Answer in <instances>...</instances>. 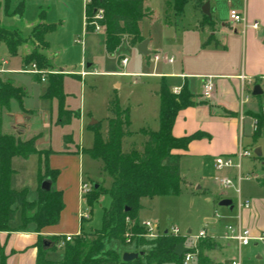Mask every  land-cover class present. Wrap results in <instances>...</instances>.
Returning a JSON list of instances; mask_svg holds the SVG:
<instances>
[{
    "label": "rangeland",
    "instance_id": "obj_1",
    "mask_svg": "<svg viewBox=\"0 0 264 264\" xmlns=\"http://www.w3.org/2000/svg\"><path fill=\"white\" fill-rule=\"evenodd\" d=\"M0 1L2 2L0 8L1 24L5 27L18 29L22 37L27 38L30 35L32 25L39 21V14L42 12L45 13L47 22L58 25L56 31L45 36L46 41L48 40L51 43L50 47L41 50L52 67L51 70L41 71L45 74L46 79L52 73L67 74L56 71L54 68L76 73L83 68L84 60L88 64L96 62L90 70L97 69L98 74L87 75L83 79L75 75L64 77L65 107L79 113L72 117L70 124L57 126L53 122L51 128L45 129L43 125L45 121H42L40 115H38L31 121H25L28 124V128L25 130L29 133L41 132L42 138L38 141L39 148L51 149L56 153L55 157H49L48 163L51 169L59 171L53 189H61L66 195L62 230L66 233L74 232V230L80 228L79 209L81 212L87 211L90 214L89 219L85 222V229L100 228L103 210L109 206L110 196L107 194L101 195L92 208L88 207L85 201L81 202L80 207L78 182L81 178L82 184L88 185L90 191L95 184H100L103 188L108 189L111 178L104 171L103 162L93 159L87 153V150L93 146L95 131H99L102 137L106 136L107 119L111 116L108 109L109 102L116 97L122 107L130 109L131 123L129 131L133 133L131 141L135 144L140 145L143 141V135L140 134L142 129L153 131L159 129L160 99L158 93L161 80L145 75L152 72L154 63L148 56L140 55L137 49L129 44L126 35L113 52H108L104 46L95 45L97 36L89 39V43H91L90 50L88 52L83 51V46L76 42L84 40V46H86L87 37L84 33L83 18L84 0H11L9 12L7 13L4 11V0ZM20 1L24 2L25 7L23 17L17 19L18 15H14V9ZM210 1L216 8L213 19L219 24L222 23V20L228 19L231 7H238L239 2V0ZM145 6L151 12V15L144 18L141 23V30L145 40L151 42L148 47L150 53L158 49H169L174 41L172 38L173 32L182 37L185 33H192L193 26L203 21L200 9L194 6L192 0L185 3L180 15L175 13L174 0H145ZM103 12L105 14L104 10ZM203 25L206 27L208 23L203 22ZM104 32L105 28H102L98 33H94L102 35ZM195 33L198 36L202 35L200 31ZM203 43H206V41L204 40ZM240 46L239 44L226 56L232 69H238L242 62ZM31 49L32 45L29 43L20 47L16 56H10L6 47L2 45L0 47V59L2 57L3 60L9 62L8 68L20 69L26 73L19 70V72L7 74L5 70L0 69V80L3 83L11 82V79L17 81L16 85L22 87L25 92V96H23L24 107H41L47 110L44 114V116H47V120H49L48 116L51 114L52 120L56 122L57 101L41 97L46 91L47 81L35 80L27 72L36 64L32 62L30 65H25L22 60V53L26 50L29 52ZM124 58H127L128 64L125 68H122L121 63ZM165 67L167 66L161 63L157 70L162 71ZM131 73L144 74L132 75ZM6 75L11 79L7 78ZM261 107H263L264 112V104ZM20 109L21 104L16 99H11L6 107L0 105V134L11 132L14 122L13 112L20 111ZM24 117L27 118L28 116ZM92 121H97L98 124L92 127L90 125ZM248 132L246 129L243 147L249 150L252 155L242 160V173L248 177L241 182V198L242 201L247 200L250 205L252 201L257 200V207H259L257 209L262 213L264 212V185L260 182L264 180V131L263 135L256 141L252 139L250 133L247 134ZM67 136L70 137L69 142H66ZM257 148L261 149L260 156H257L254 152ZM128 149L129 146L125 143L123 151ZM65 150L71 152L80 150V154L63 153ZM189 162L191 161L183 162L180 194L142 199L143 209L140 211V216L143 219L141 221L150 220L158 224L162 231L171 227H178L181 236H188L185 239V247L188 249L194 245L196 247L198 240L194 238L201 230L210 231L213 225L217 227V235L222 236L223 227L235 223L239 214V194L236 191L239 187L237 170L235 168L215 170L210 167L206 172L201 173L192 167V163ZM39 164L40 159L37 155H33L28 161L16 157L12 163L13 169L17 171V176H15V173L12 176V188L17 191L27 189V198L30 201H32L31 198L37 195ZM221 177L231 179L234 187L226 190L218 182ZM199 186L200 189H198ZM220 190L227 192L225 197L233 201V210L219 205L218 195ZM17 218L21 221L19 213ZM19 221L17 222L19 223ZM28 230L31 231V225L28 226ZM189 230L190 233H188ZM43 237L50 241V236ZM126 243L112 241L107 243V248H113L119 253L134 252V245ZM248 249H250V252L243 250L240 257L238 254L235 255L241 264H264L262 243H259L257 247L251 245ZM27 250L28 248H25L23 253ZM62 253V248H51L46 255V259L53 261L54 264H59ZM235 253L233 248H230L224 251V256L230 258ZM189 264H196V262H190Z\"/></svg>",
    "mask_w": 264,
    "mask_h": 264
},
{
    "label": "trees",
    "instance_id": "obj_2",
    "mask_svg": "<svg viewBox=\"0 0 264 264\" xmlns=\"http://www.w3.org/2000/svg\"><path fill=\"white\" fill-rule=\"evenodd\" d=\"M189 0H174L175 11L180 15L183 6ZM197 7H201L206 0H192ZM11 0H4V11L9 12ZM0 1V8H1ZM99 9L105 11L104 19L100 22L105 32L100 36L102 45L108 52H113L126 35L129 44L136 46L143 41L141 23L151 12L145 6V0H91L85 7L86 21H89ZM24 10L23 2L14 9V15L21 16ZM45 13L39 15V21L31 28L30 35L22 37L18 29L5 27L1 24L0 16V47L4 45L10 56H16L19 48L29 43L31 51L27 52L22 60L25 65L32 62L39 71L52 69L41 50L48 48L45 36L57 30L56 23H48ZM94 34V27L86 24V35ZM39 80L38 74H33ZM65 74L52 73L47 76V88L43 98L57 101V126L70 124L72 117L78 115L65 107V93L63 81ZM159 107V129L157 131L142 129L140 134L146 138L141 149L132 148L123 151V141L133 133L130 127V109L122 107L117 97L109 102L111 116L107 119L106 136L102 137L95 131L93 146L87 153L95 160L103 162L104 171L110 176L111 184L108 189L100 184L92 186L89 193L82 195L83 201L90 208L94 206L101 195L110 196V204L103 210L102 225L100 228L85 229L86 218L81 219V232L75 238L66 242L62 247V259L59 264H184L185 254L178 257L175 249L179 243L185 244L186 236H174L162 232L156 239H146L147 230L141 225L140 211L143 209L141 200L153 199L158 196L179 195L181 192V156L176 150H186L189 143L200 137L191 135L181 138L173 136L172 130L178 113L187 107L193 106L192 95L184 86L178 94L173 93L162 80ZM25 92L14 83L0 80V105L6 107L11 99L22 104ZM263 98V95L259 96ZM264 104V102L262 103ZM263 107L253 117L257 121L254 131L256 141L263 135L264 112ZM98 124V123H97ZM95 126V125H94ZM93 127V126H92ZM40 135L30 140H22L9 134H0V231L9 232L16 229L10 227V222L20 214V226L17 230H25L34 225V231L40 233L45 227L57 226L60 223L61 213L65 204L63 192L54 190L59 171L49 167V157L55 152L51 149L39 150L35 143ZM70 137H66L69 142ZM67 149V148H66ZM86 152L85 150H82ZM63 153L79 154L80 150ZM37 155L39 164L38 197L34 201L28 200V190H14L11 185L15 171L12 166L15 157L28 160ZM52 182L49 192L41 191V183L45 179ZM98 185V188L95 186ZM127 235H131V242L135 253H143L131 261H123V254L115 249L107 248V243L119 241L127 244ZM53 249L62 237L49 238ZM43 236L39 235L36 264H54L47 260L46 255L51 248H43ZM48 241V240H47ZM216 241L210 236L200 239L196 247L189 248L188 253L194 254L198 264H219L211 259L207 252L216 246ZM6 257L0 250V264H6Z\"/></svg>",
    "mask_w": 264,
    "mask_h": 264
},
{
    "label": "crops",
    "instance_id": "obj_3",
    "mask_svg": "<svg viewBox=\"0 0 264 264\" xmlns=\"http://www.w3.org/2000/svg\"><path fill=\"white\" fill-rule=\"evenodd\" d=\"M207 1L209 0H206L205 2ZM22 2L23 1H20V3ZM194 6L197 7L195 4ZM210 6L211 17L204 15L201 11V7H197L200 9L203 15V21L202 23L195 24L193 26L191 30L192 33H185L182 37H179L175 32L172 33V38L174 41L169 49H158L153 53H150L148 47L151 42L148 41L147 50L149 53L147 55H143L138 50V45L140 43L136 46H133L137 49L140 55L148 56L152 61L155 54H160L163 57L162 60L157 63L153 61L154 69L151 73H146L145 75L159 78L161 82L163 80L173 93L175 88L180 92L181 89L186 86L192 95V101L194 105L184 108L178 113L172 130L173 136L177 138L195 134L200 135L199 138L194 139L189 143L186 150L175 151V153L181 156L180 163L182 179V167L184 161H191L189 163H192V167L199 170L201 173L206 172L210 167L218 170L215 163L218 157H235L241 148L245 149L243 147V138L246 135V129L249 131L247 134L250 133L249 135L252 136V139H254L253 124L255 119L253 115L260 111L262 103L264 102V86L261 83V79L264 77V0H239L237 5L238 7H231L228 19L222 20L221 24L217 23L213 19L216 8L211 1ZM83 7L84 33L86 35L85 3H83ZM231 11H236L239 15L244 16L245 22H235L231 20ZM21 17H23V13L21 16H18L17 19H20ZM203 22L208 23V26L205 27ZM254 23H258V28L252 27ZM198 31L202 33L201 36H198L197 33H195ZM95 36L98 38H95ZM86 37V46L83 47V51L88 52L90 50V38H95V45L103 47L99 35L94 33L86 35ZM204 40L206 43H203ZM143 41H145L144 37ZM46 42L48 43L49 48L51 43L48 40ZM239 44L241 45L240 51L242 54V62L238 69H232L230 68V62L227 60L226 56L230 54L233 49L237 48ZM27 50L26 52L23 50L24 53L21 55L22 58L27 53ZM169 58H173L172 63L168 61ZM124 59H122V61ZM83 62V68L76 73L73 71H66L64 69L53 68L56 71L67 73L65 76L75 75L80 79L85 78L87 75L95 73L98 74L97 69H94L93 71L90 70V68L95 65L96 62H91L89 64L85 62V60ZM8 63L9 62H7V60H3L1 57L0 69L3 71L5 70V73L7 74L19 72L20 69L17 70L8 68ZM161 63L167 67L163 68L162 71H159L157 69H159ZM121 66L122 68L126 67L123 66L122 63ZM20 72L26 73L23 70H20ZM82 73L86 74L82 75ZM126 74L129 75L130 73ZM131 74L142 75L144 73ZM207 76L213 77L214 91L210 97L205 98L202 95V92L205 81L204 79ZM7 78L11 79L8 76ZM40 79L42 81L41 76ZM11 81L15 83L16 87H20L16 85L17 81L12 79ZM46 81L47 79L45 76V82ZM256 85L261 87L263 91V98H259V96H253V88ZM44 93L41 96L42 98ZM45 111L47 110L41 107H24L22 99L20 111L17 110L13 112L14 114L12 116L14 117V122L11 127V132H3L1 134L14 135L21 138L22 140H30L33 137L40 135L36 140L35 145L39 150H46L40 149L38 146V141L42 138L41 132L29 133L27 130H25L28 128V124H26L25 121H31L38 115H40L42 121H45L43 124L45 129L51 128V125L53 122L55 124V121L52 120L51 114L48 116L49 120H47V116H44L46 113ZM24 116L28 117L25 118ZM56 119L57 114L55 120ZM131 138H133V136L130 138H125L123 141V146L125 143L129 146V149L125 152L131 150L134 146L135 148L140 149L143 143L146 141V138L143 136V141L140 145H137L131 141ZM55 156L56 153L50 155V158ZM32 157L33 155L28 160H30ZM14 159H16V157ZM235 170L237 169L235 168ZM14 171L15 176H17V171ZM237 172L239 174L238 170ZM240 172L243 175L242 166ZM244 177L246 179L248 176L246 175ZM242 181H238V188H240ZM82 183L83 182L80 178L78 182L80 207L81 202H83V199L81 200ZM260 184L264 185V180H262ZM198 189H200V186ZM57 190L62 191L61 189ZM36 194L37 195L35 197L31 198L32 201L36 200L38 197L37 189ZM226 195L227 192L220 190L218 201L220 202L223 199H227L225 197ZM239 199L242 201L241 192ZM63 201L65 204L66 195H64V193ZM257 208H259L257 207V200L252 201L249 208L239 209L238 206L239 214L235 223L227 224L225 227H223L224 232L222 236L217 235L218 230L215 225L211 227L209 231L211 233L210 237L215 240L217 244L213 250L207 252V255L211 259L219 264H231L233 258L237 257L235 256L236 254L241 256L243 250L250 252V249H248L249 246L252 245L253 247H257L259 245V242L253 241L248 246L239 249L236 242L227 241L223 238L228 225H240L244 228H247L250 230L253 236H258L260 233H264V212L260 213L259 209ZM79 211L80 228H77L74 230V232L66 233L62 230L64 222L63 211L61 213L60 223L57 226L45 227L40 233L34 231L35 227L33 224H31V231H29L28 228L25 230H17V227L20 226L21 222L16 216V219L10 222V227L16 230L9 232L0 231V250L6 257V264H36L38 253L37 242L39 235L45 237L58 236L62 238L66 235H78L81 232L82 216L87 215V218L85 217L86 220H88L90 217L89 212H81L80 209ZM140 219L143 220L141 216ZM17 221H19V223ZM188 233H190V230ZM25 248H28V250L23 253ZM230 248H233L236 253L231 255L230 258H225L226 256H224V251L229 250ZM258 257L261 258L260 256ZM191 262H196V264H198L195 258H193Z\"/></svg>",
    "mask_w": 264,
    "mask_h": 264
},
{
    "label": "built area",
    "instance_id": "obj_4",
    "mask_svg": "<svg viewBox=\"0 0 264 264\" xmlns=\"http://www.w3.org/2000/svg\"><path fill=\"white\" fill-rule=\"evenodd\" d=\"M91 0H84L85 3V7L86 5L90 4ZM230 18L231 20L235 21V22H245V18L244 16L239 15L236 11H231L230 13ZM104 19V12L102 9H99L95 12V14L93 15V17L89 20L86 21V24L88 23L89 25H92L94 27V32H99L102 29V26L100 24V22ZM253 28H258V23H254ZM85 41L82 40H78L77 43L81 44L83 47L85 45L84 43ZM162 55L160 54H155L153 56V61L154 62H159L160 60H162ZM168 61L170 63L173 62V58H169ZM123 66H126L127 64V59H124L122 61ZM27 73H33V74H38V75H42V81H45V74H43L41 71H39L38 69H36V66H34L31 70H29ZM83 75H85L86 73H82ZM204 86H203V92L202 95L205 98L210 97V95L212 94V92L214 91V83H213V77L211 76H207L204 79ZM261 83L264 86V77L261 79ZM174 93L178 94L179 90L178 89H174ZM254 127L253 130L255 131L257 129V121L254 120ZM251 152L249 150L243 149L241 148L237 154L235 155V157L233 156H227V157H218L215 161L216 163V167L218 170H224V169H232V168H236L239 171L238 174V181H242L243 179H245V177L241 174L240 170H241V166H242V160L248 157H251ZM220 184L226 189H230L231 187H234V183L231 179L227 178V177H221L219 179ZM88 191H90V188L88 185L86 184H82L81 185V192L82 195L86 194ZM237 193L240 196V188H237ZM239 209L242 208H249L250 207V203L248 201L242 202L239 199ZM87 218V215H83L82 218ZM141 225L147 230V233L144 235L145 238L147 239H156L162 232L167 231L168 233L174 235V236H179L180 235V230L178 227H171L170 229H166L164 231L160 230L158 224L150 221V220H145L141 222ZM211 233L207 230H202L199 232V234L194 238L196 240H200V239H204L207 238L208 236H210ZM76 236V235H75ZM74 235H66L65 237H63V239H61L58 243L57 246L58 248H62L64 247L66 242H70L73 240ZM127 242L130 243L131 242V235H127ZM188 237V236H186ZM223 238L227 241H234L237 243V246L239 249H241L242 247L248 246L249 244H251L253 241L262 243L263 245V249H264V233L258 235V236H253L250 232L249 229L244 228L240 225H228L226 227V231L224 233ZM195 246V245H194ZM193 246V247H194ZM240 257V256H239ZM194 258V254L192 253H186L185 254V260H184V264H189L191 262V260ZM231 264H241L240 260L238 259V257L233 258Z\"/></svg>",
    "mask_w": 264,
    "mask_h": 264
},
{
    "label": "water",
    "instance_id": "obj_5",
    "mask_svg": "<svg viewBox=\"0 0 264 264\" xmlns=\"http://www.w3.org/2000/svg\"><path fill=\"white\" fill-rule=\"evenodd\" d=\"M201 11L203 12L204 15L208 16V17H211V6H210V2L207 1L205 2L202 6H201ZM147 45H148V41L145 40L143 42H141L139 45H138V50L141 54L143 55H147L149 52L147 50ZM263 94V91L261 89V87L259 85H256L254 88H253V96H261ZM97 124V121H92L91 122V126H94ZM255 154L257 156H260L261 155V150L258 148V149H255ZM51 186H52V182L51 180L48 178V179H45L42 181L41 183V191L43 192H49L51 190ZM96 188H98V185L95 186ZM219 205L220 206H223V207H228L229 209H233V201L230 200V199H223L219 202ZM165 233H168L167 231H165ZM52 247V243L47 241V240H44L43 241V248L44 249H48V248H51ZM189 251L188 248L185 247V244L184 243H179L175 249V254L178 256V257H181L183 254H186L187 252ZM143 253H135V252H126L123 254V261H131L133 259H136L138 258L140 255H142Z\"/></svg>",
    "mask_w": 264,
    "mask_h": 264
}]
</instances>
